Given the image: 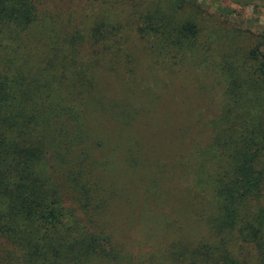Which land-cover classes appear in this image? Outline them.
<instances>
[{"label":"trees","instance_id":"obj_1","mask_svg":"<svg viewBox=\"0 0 264 264\" xmlns=\"http://www.w3.org/2000/svg\"><path fill=\"white\" fill-rule=\"evenodd\" d=\"M52 1L0 0V264H264V24L208 29L197 0H85L64 20ZM136 38L156 74L215 76L207 138L128 139L163 115ZM137 196V226L163 238L132 252L111 206Z\"/></svg>","mask_w":264,"mask_h":264},{"label":"rangeland","instance_id":"obj_2","mask_svg":"<svg viewBox=\"0 0 264 264\" xmlns=\"http://www.w3.org/2000/svg\"><path fill=\"white\" fill-rule=\"evenodd\" d=\"M259 6L254 5H239L231 0H197L198 4L208 12L206 21L208 29H221L223 31H231L236 29H244L246 31H258L264 24V7L261 5L264 0H256ZM49 12L58 18L65 20L66 16L72 17L73 20L78 21L87 18L84 14L90 11L85 0H55L46 5ZM135 45L139 47L136 56L139 57L138 70L136 69V76H138V84L141 86H153V81H159L158 77L162 79L160 91H163V115L155 118L151 122L149 134L143 137L131 136L128 139L136 146H141L145 143H157L162 145L161 137L163 133V143L175 140L177 138L180 127L189 129L192 135H187V140L207 138L208 133L203 131L205 126V119L215 112L217 107L215 98L219 94V88L215 76L200 73L198 70L185 68L180 71H165L154 73L151 71L149 59L146 56L144 43L136 38ZM247 43V41H244ZM153 79V81H152ZM215 99L209 105V102ZM184 100V101H183ZM160 102V101H158ZM216 104V105H215ZM209 106H213L209 110ZM145 110V107H143ZM158 110L159 107H158ZM162 113V111H161ZM203 131V132H202ZM126 139V138H125ZM175 142V141H173ZM166 143V144H167ZM166 153L170 150L165 151ZM173 184H177L173 182ZM174 189H177L173 185ZM134 200V199H133ZM135 207L133 203L131 206L124 207L121 203L116 202L112 207V218L117 222L116 237L119 239L128 250H135L136 246L140 244L142 249H146L147 242L152 249L157 247L158 241L162 240L163 232H158L156 236H146V232L155 233L153 230L146 229V227L137 226L136 213L142 203L140 197H135ZM170 201L168 204H171ZM154 207L153 205H151ZM194 214V213H193ZM192 214L182 216L181 220L191 226ZM173 217H175L173 215ZM128 221L129 223L125 222ZM151 222H148L150 224ZM147 224V225H148ZM197 226V225H196ZM191 230V228L189 229ZM158 240L153 246L154 240ZM6 247L3 239L0 238V255L5 252Z\"/></svg>","mask_w":264,"mask_h":264}]
</instances>
